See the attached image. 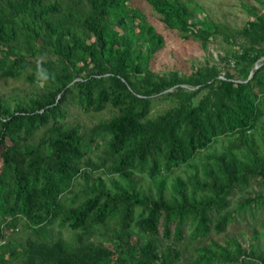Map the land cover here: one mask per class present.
<instances>
[{"label":"trees","instance_id":"obj_1","mask_svg":"<svg viewBox=\"0 0 264 264\" xmlns=\"http://www.w3.org/2000/svg\"><path fill=\"white\" fill-rule=\"evenodd\" d=\"M65 1L62 7L45 5L44 0H0V50L16 56L14 43L23 33L24 50L37 49L38 42L51 45L50 55L65 71L13 110L0 98V264H9L14 254L5 240L18 224L42 232L53 226L94 238L72 249L59 238L50 247L31 246L23 251L21 264H180L173 243H181L186 231L194 239L211 229L225 231L234 213H219L230 193L251 181L264 190V158L248 135L262 115L264 62L245 80L221 78L212 67L205 76L168 83L146 65L163 46V38L149 25L127 22L130 13L140 18L128 10L129 0ZM144 1L169 29L203 44L214 36L235 44L225 26L201 25L202 9L191 0ZM238 34L252 43L242 48L239 58L255 65L264 56L255 47L264 43V14ZM86 57L91 71L81 74L85 69L76 63ZM21 63L16 56L2 76L24 69ZM44 67L54 69L47 62ZM34 73L27 76L31 84H36ZM140 78L148 88H136ZM182 84L208 90L194 104L201 88L187 90ZM165 92L176 104L149 118L152 97ZM71 107L83 113L116 112L85 135L65 128ZM261 129L264 139V124ZM219 137L231 141L222 154L201 165L202 178H176L166 197L164 176ZM89 168L117 175L115 192L91 180ZM135 174L153 180V196L139 191ZM262 200L261 194L248 197L242 207ZM228 260L254 264L246 255Z\"/></svg>","mask_w":264,"mask_h":264},{"label":"rangeland","instance_id":"obj_2","mask_svg":"<svg viewBox=\"0 0 264 264\" xmlns=\"http://www.w3.org/2000/svg\"><path fill=\"white\" fill-rule=\"evenodd\" d=\"M187 1V0H180ZM197 3L202 12L199 20L203 26L223 25L228 29L235 44L228 45L221 40L219 36H214L212 40L201 43L193 39L188 34H183L177 30L167 28L160 20V16L144 1L129 0L127 3L128 10L136 11L140 18L132 17L130 13L127 22L132 21L151 26L156 33L162 36L163 46L156 51L147 61V68L153 74L161 76L166 82L174 83V80L184 81L190 77L198 75L205 76L211 68H215L220 77L228 75L232 79L245 80L250 78L255 66L264 62V56H261L257 63L250 66L249 63L239 58L241 50L250 46L251 41L244 39L238 34V31L255 19L256 16L264 14V0H191ZM59 3L64 7L65 0H44L45 5ZM64 4V5H63ZM133 19V20H132ZM41 28H44L42 22ZM21 32V31H20ZM25 37L23 33L14 43L17 48V57L22 59L21 66L13 71L12 77L2 76L3 72L12 65L15 55L6 56V48L0 50V98L2 104L10 110L15 109L18 104H24L30 97L41 94L44 88L38 87L37 84H31L27 76L35 71L37 58L44 56L47 63H50L54 69L51 72L63 76L64 69L57 60L50 55L51 45L41 46L38 42L35 46L37 49L24 50ZM255 47L264 51V43H256ZM76 65L84 67L81 74L91 71V64L87 57L85 61H79ZM170 88L167 92L175 89ZM187 90L199 89L193 97V103L197 104L206 93L207 88L197 86L195 88L182 84ZM138 90L148 88L143 78L136 82ZM167 92L154 95L151 99V110L148 117L155 119L176 104L173 96L165 95ZM262 115L257 120L255 126L248 132L254 142L258 145V152L264 158V142L261 125L264 124V105L260 108ZM116 111L106 109L99 113H83L77 108L71 107L67 118L63 121L65 128L76 129L80 134H89L93 128L101 123L108 121ZM230 137H219L215 139L208 148L199 151L193 158L174 169L165 179V195L169 197V187L176 178L186 182L192 177L202 178L200 169L201 165L209 163L212 159L222 154L230 143ZM93 166L97 161L91 158ZM91 173L90 179L99 184L109 192H115L118 184V176L107 173L103 168L95 170L89 168ZM134 179L137 181V187L141 193L150 191L153 196V180L145 174H135ZM190 193V187H187ZM264 195V190L254 185V182L234 189L227 197V207L223 212H233L234 220L229 227L223 232H215L213 229L205 237L194 239L189 232L184 233V239L181 243L175 244L174 248L180 255V264H232L228 260L231 256L246 255L254 264L264 263V200L250 204L248 207H242V202L248 197ZM200 198V195H196ZM217 216L212 217L213 220ZM132 232L136 233V227ZM61 239L68 249L80 246L84 242H91L94 238H88L86 234L80 231L58 230L55 227H47L45 231L32 230L23 224H18L14 229L6 233V242L8 248L14 252L9 256V264H21L25 258L23 251L31 246L41 249L50 247L57 239ZM143 244L146 240L143 239ZM164 242H158L159 248L164 247ZM1 255V254H0ZM8 257V256H7Z\"/></svg>","mask_w":264,"mask_h":264},{"label":"clouds","instance_id":"obj_3","mask_svg":"<svg viewBox=\"0 0 264 264\" xmlns=\"http://www.w3.org/2000/svg\"><path fill=\"white\" fill-rule=\"evenodd\" d=\"M45 63L46 59L44 56L37 58L34 82L40 88L47 87L50 82L55 80V73L50 72L48 68L44 67Z\"/></svg>","mask_w":264,"mask_h":264},{"label":"water","instance_id":"obj_4","mask_svg":"<svg viewBox=\"0 0 264 264\" xmlns=\"http://www.w3.org/2000/svg\"><path fill=\"white\" fill-rule=\"evenodd\" d=\"M257 68H258V66H255L254 70H253L252 73H251V76L253 75L254 71H255ZM251 76H250V77H251Z\"/></svg>","mask_w":264,"mask_h":264},{"label":"built area","instance_id":"obj_5","mask_svg":"<svg viewBox=\"0 0 264 264\" xmlns=\"http://www.w3.org/2000/svg\"><path fill=\"white\" fill-rule=\"evenodd\" d=\"M2 243H3V241H2Z\"/></svg>","mask_w":264,"mask_h":264}]
</instances>
